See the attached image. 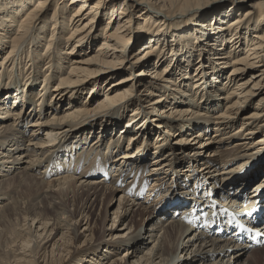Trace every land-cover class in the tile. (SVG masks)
Here are the masks:
<instances>
[{
    "label": "bare ground",
    "instance_id": "6f19581e",
    "mask_svg": "<svg viewBox=\"0 0 264 264\" xmlns=\"http://www.w3.org/2000/svg\"><path fill=\"white\" fill-rule=\"evenodd\" d=\"M62 1L0 0V264H249L240 259L264 246V151L248 154L264 143V0L241 16L245 0ZM225 3L239 15L221 14V33L195 20ZM134 11L146 41L130 56ZM191 21L199 44L169 74L159 42ZM102 199L117 202L107 231ZM131 207L132 231L114 242ZM147 216L144 250L133 238Z\"/></svg>",
    "mask_w": 264,
    "mask_h": 264
},
{
    "label": "rangeland",
    "instance_id": "374dc122",
    "mask_svg": "<svg viewBox=\"0 0 264 264\" xmlns=\"http://www.w3.org/2000/svg\"><path fill=\"white\" fill-rule=\"evenodd\" d=\"M69 0H63L62 2H64V3H62V5H64V4H66L67 2H68ZM257 0H245V2H243V8L239 11V14H240V16L244 13V11L247 9V8H249V7H247V6H249V5H252L254 2H256ZM227 3H225V4H223L222 6H220V7H217V8H214V9H212V10H210L209 12H207L206 14H204L201 18H199V19H195L196 21H200V22H204V24L205 25H208V26H206L204 29H207V27L208 28H210L211 30L212 29H214L215 31H217L218 33H221L222 31L221 30H217L216 28H217V26H219V25H221L222 27H226V25L227 24H225V23H227L229 20H231V19H233V18H235V17H238V12H236V14H229V10L227 11ZM29 7V6H28ZM50 7H51V10H49V11H46V15L47 16H50V14H51V11H52V9L54 8V4H52V5H50ZM23 13L24 12H22L20 15H19V18L23 15ZM138 14L139 13H137V11H134V16H133V18H132V27H131V32H132V38H131V40H130V45H132V51H131V53H130V56L133 54V53H135V52H137L138 51V48H139V46L141 45V44H143V43H145V41H146V39H145V32L144 31H141L140 33H142V34H140L141 35V37H135L134 35V33H136V29H140L141 30V28H140V26L138 25V23H142V21L141 20H135L136 18H137V16H138ZM221 14H224V16H229V18H228V21H224V22H221V21H219L220 20V15ZM18 18V19H19ZM139 19H142V17H140ZM255 19H256V17H255ZM106 18H104V16H102L101 17V15H100V21H99V23H96L95 24V26H94V29L92 30V34L93 35H96V37L98 38V43H99V41L101 40V35H102V33H103V30H104V27H105V25H106ZM198 22H194V21H191V22H189L187 25H185V26H181V28H179L178 30H177V33H172V37H166V38H164L163 37V33H165L166 31H168V32H170V29L169 30H165L166 29V27H165V29H164V31L162 30V31H160L161 30V27L157 30V31H159L158 33H162V37H163V39L161 40V42H159V44L160 45H163V46H165L164 48H165V52L164 51H162V52H159V54H160V56L161 57H163V59L162 60H168L167 62L169 63L170 62V64L167 66V73H171V72H173L174 70H173V66H171V65H173L174 63H175V66L178 64H180V63H182V62H185V60H183V58L185 57V56H187V57H189V55H190V53L191 52H193L194 50H192V48L194 47H196L198 44H199V40H196V39H193V38H197V37H194V33H193V30H194V28L196 27L195 25L197 24ZM188 27V28H187ZM140 30H137V31H140ZM156 31V32H157ZM215 31H206V34H205V36L207 35V34H210V32H215ZM252 32L253 31H251L249 34H250V37H249V34H248V39L249 38H251V35H252ZM68 33L66 32L65 33V35H67ZM100 35V36H99ZM148 36V35H147ZM142 38H144L142 41H140V39H142ZM98 43L96 42V44H94L93 46H92V44H91V48H90V50L89 51H87V53L86 54H84V55H82V56H85V55H87L88 53H91V52H93V50L97 47V45H98ZM154 43L155 42H149V44H148V46H153L154 45ZM193 43V44H192ZM249 43V42H248ZM244 46H242L240 49L242 50V51H240L239 52V54L241 55V54H243V52H244V48H243ZM7 49V48H6ZM5 49V50H6ZM239 49V50H240ZM40 52H41V50H40ZM245 53V52H244ZM2 56V55H1ZM1 56H0V58H1ZM77 57V56H76ZM205 57H207V56H205ZM212 57V56H211ZM129 59V58H128ZM160 58H158V57H156V56H153L152 58H150L148 61H149V63L150 64H153L154 62H157L158 60H159ZM179 59H181V60H179ZM196 61V60H195ZM194 61V62H195ZM197 65L198 64H192V66H190L188 69H187V71H186V73H187V75L190 77V89L192 88V86H193V83L191 84V82H192V75L194 74V72H195V68L197 67ZM155 66V65H154ZM162 66H159V68H161ZM142 67H140V66H138L137 68H135L134 69V71L133 72H137L138 70H140ZM186 70V69H185ZM184 70V71H185ZM228 70H229V68H226V72H225V74H224V77L226 76V73L228 72ZM253 70H250L249 72H248V75L249 74H251V73H253L252 72ZM168 74V75H169ZM124 75H127V74H119L118 76H116L114 79H109L108 80V82L103 86V89L108 85V84H111L113 81H115V80H117L119 77H121V76H124ZM211 77L212 76H209V78H208V80H211ZM220 80V79H219ZM219 80H218V82H219ZM138 88H140V87H138ZM102 89V90H103ZM141 90V89H140ZM264 93V92H263ZM261 95H263V94H260V97H257V98H255L254 100H252V105H250V107H247L245 110H244V114H251L252 112H253V107L255 106V104L256 103H258L257 101H260V99H261ZM263 98V97H262ZM153 99L154 98H150V101L152 102L153 101ZM93 104V103H92ZM144 105H146V104H144ZM262 105L264 106V103H262ZM153 117H152V115L150 114L149 116H148V120H146V122H145V124L147 125V124H154V122H151V121H149V119L151 120ZM124 123V122H123ZM125 124V123H124ZM259 133H261V131L259 130V132L258 133H256L255 134V136H253L252 137V139L254 140V142H256V140L257 139H259V137H260V135H259ZM209 134V136H211L210 134H211V132H209L208 133ZM155 135L156 134H153V135H150V137L151 138H153L154 139V137H155ZM181 136V135H180ZM185 138H189L188 136H186ZM147 139V137H145V140ZM153 139H150V143H153ZM144 139H143V141H145ZM200 140H202V142H203V140H204V135L202 134V136L200 137ZM126 141V142H125ZM124 141V145H127V139ZM174 142H175V139L174 138H170V139H168V141H167V144H173L174 145ZM256 146H254V150H252L250 153H248V154H251V153H258V151H260V150H262V152L264 151V149L263 148H261L262 146H264V143H258V144H255ZM196 146H198V144L197 145H195V147ZM225 146V145H224ZM258 150V151H257ZM206 152H207V150H205V151H203V154H202V157L203 156H205L206 155ZM188 152H186V154H187ZM158 155V154H157ZM150 160L151 159H149V162H150ZM149 162H148V164H149ZM197 162H200V161H197ZM149 166V165H148ZM200 164H199V166L197 167H195V169L194 170H200ZM170 170V169H169ZM237 170H240V169H237ZM106 172H108V171H106ZM105 172V173H106ZM169 174H170V172H169ZM110 178V177H109ZM152 185V182H149V184H148V187H147V189H149L150 188V186ZM119 191V194H121V190L120 189H118ZM147 192V190H144V193H146ZM117 195H118V193H117ZM122 195V194H121ZM142 196V195H141ZM140 196V197H141ZM143 197H145V196H143ZM145 198H143V200H144ZM130 200V199H129ZM107 202V203H106ZM139 202H141V201H139ZM165 202V200L163 201V203ZM163 203H162V206H163ZM105 204H106V206H108L109 207V211H108V215H107V220L105 221V224H104V227L102 228L101 227V231H107V229H109L110 228V226L112 225L111 224V222H112V212L116 209V207H117V202L114 200L113 202H111V203H109L107 200H101V201H99V204L97 205V208H96V213H100L103 209H104V207H106L105 206ZM161 206V207H162ZM132 208V207H131ZM134 209V210H133ZM164 209V208H163ZM136 210V208L134 207V208H132V210H131V212L129 211V213L127 214V215H124V214H122V216L124 217V218H122L121 220H115V223H114V228L113 229H115L116 228V230H113L112 229V231H113V233L114 234H120V235H117L116 236V238H114L113 239V241L114 242H117V241H119V240H124V239H127L128 238V235H129V233H131V231H126L127 230V225L129 224V222H130V218H132L134 215H133V212ZM183 210V207L179 210V212H177V214H176V216H178L180 213H181V211ZM121 212V211H120ZM123 213V212H122ZM225 213V212H224ZM219 214H223V211H221V213H219ZM213 217V216H212ZM142 218H144V217H142ZM218 218V217H217ZM221 218H222V216H221ZM136 219V222L138 223V224H141L142 222L144 223V231H142V233H140L141 234V237L140 238H138V239H136V238H133L136 242V244H138V243H140L141 241H143V240H145V246H144V250L147 248V247H150L152 244H151V242H152V239H150L149 237H148V233H147V229L148 228H150V226H152V224L154 223V221L157 219L155 216H151V217H146L143 221L142 220H140L141 219V217H136L135 218ZM223 222L225 223V222H227L226 221V216L224 217V215H223ZM81 226L79 227V229H78V232H82L83 231V228H84V226H83V221H81ZM98 239H99V241H100V243H103V242H111L109 239V237L107 236V233H105V235H102V238L100 239L99 237H98ZM82 240V239H81ZM80 240V241H81ZM151 240V241H150ZM150 241V242H149ZM235 243H237V241H235ZM264 248V246L262 247V248H258L257 247V249H255V251H253L252 249L250 250V251H248V252H246L245 253V255L240 259V261L241 262H244V261H246V260H248L249 261V264H264V250H262ZM259 249V250H258ZM124 250H126V249H121L119 252H118V258H122L123 257V252H124ZM231 254V251H229V252H227L226 253V257L228 256L229 257V255ZM251 255V256H250ZM250 257H252V258H250ZM250 258V259H249ZM188 264V263H187Z\"/></svg>",
    "mask_w": 264,
    "mask_h": 264
}]
</instances>
